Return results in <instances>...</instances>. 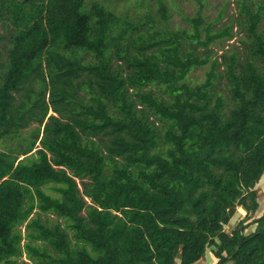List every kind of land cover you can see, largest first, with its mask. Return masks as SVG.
Here are the masks:
<instances>
[{
  "label": "trees",
  "instance_id": "1",
  "mask_svg": "<svg viewBox=\"0 0 264 264\" xmlns=\"http://www.w3.org/2000/svg\"><path fill=\"white\" fill-rule=\"evenodd\" d=\"M155 6L0 0V264H264V3L220 60Z\"/></svg>",
  "mask_w": 264,
  "mask_h": 264
},
{
  "label": "rangeland",
  "instance_id": "2",
  "mask_svg": "<svg viewBox=\"0 0 264 264\" xmlns=\"http://www.w3.org/2000/svg\"><path fill=\"white\" fill-rule=\"evenodd\" d=\"M145 5L142 7H134L135 0H112V5L116 7L117 13L126 11L133 19L140 13H145L147 9H150V13L157 18L158 14L156 11L155 0H144ZM168 6L171 18L169 26L172 28L185 27L190 29L186 17H192L196 14L199 8H202L201 14L205 19L212 32L218 29L231 25L233 37L231 39H224L217 41L216 43L210 44L209 48L212 58H219V56L225 51L237 50L239 53H243L242 41L245 38V31L239 29L235 18L239 17V7L241 0H164ZM252 9L256 10L259 4L264 3V0H247ZM259 30L264 33V11L259 24ZM203 48H199L198 52H202ZM220 60V58H219ZM223 65L217 70L222 71ZM208 66H201L194 68L187 76V80L191 85L202 82L206 77V71ZM225 78H222L216 87L217 91L226 93ZM51 113V112H50ZM4 148L2 142H0V150ZM261 193L259 194L260 209H264V176L257 184ZM242 217V212L237 209L235 215L228 224L225 225V230L229 231L234 224ZM194 264H214V259L210 252V249H206L204 256L196 261Z\"/></svg>",
  "mask_w": 264,
  "mask_h": 264
},
{
  "label": "water",
  "instance_id": "3",
  "mask_svg": "<svg viewBox=\"0 0 264 264\" xmlns=\"http://www.w3.org/2000/svg\"><path fill=\"white\" fill-rule=\"evenodd\" d=\"M27 1V0H26Z\"/></svg>",
  "mask_w": 264,
  "mask_h": 264
}]
</instances>
